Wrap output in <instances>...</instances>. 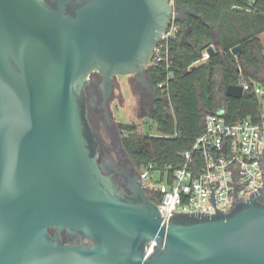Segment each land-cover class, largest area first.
<instances>
[{
	"label": "water",
	"instance_id": "obj_1",
	"mask_svg": "<svg viewBox=\"0 0 264 264\" xmlns=\"http://www.w3.org/2000/svg\"><path fill=\"white\" fill-rule=\"evenodd\" d=\"M190 16L205 22L170 0H0V264H264V154L255 195L222 210L210 183L216 213L168 218L131 159L100 154L98 129L121 137L113 80L154 102L152 54Z\"/></svg>",
	"mask_w": 264,
	"mask_h": 264
},
{
	"label": "trees",
	"instance_id": "obj_2",
	"mask_svg": "<svg viewBox=\"0 0 264 264\" xmlns=\"http://www.w3.org/2000/svg\"><path fill=\"white\" fill-rule=\"evenodd\" d=\"M201 15L190 16L181 24L177 38L169 41L173 55L171 68L150 65L149 76L154 88V102L149 118L155 132L140 131L137 124H118L122 145L136 169L152 164L162 170L177 168L195 139L205 131L206 114L222 103L229 121L247 117L256 119L261 112L260 97L246 93L241 98L228 97L226 87L242 74L252 85H264V0H176ZM242 45L237 57L232 49ZM214 52L203 59L205 51ZM194 66V67H193ZM172 75L167 91L159 84ZM151 199L161 201L159 194Z\"/></svg>",
	"mask_w": 264,
	"mask_h": 264
},
{
	"label": "built area",
	"instance_id": "obj_3",
	"mask_svg": "<svg viewBox=\"0 0 264 264\" xmlns=\"http://www.w3.org/2000/svg\"><path fill=\"white\" fill-rule=\"evenodd\" d=\"M170 3L174 8L178 7L176 0H170ZM180 31L181 24L173 20L152 54L151 65L172 67L169 41L177 38ZM205 54L204 60L210 56L208 51ZM172 77L169 75L159 84L164 93ZM234 84L243 88V96L252 93L264 97V85H252L242 74ZM204 124L205 131L184 153L177 168L159 170L150 164L139 170L147 193L159 194L161 201L158 205L164 218L174 213L213 214L216 208L230 211L238 199L255 195L256 189L263 186L260 167L261 154H264L263 108L256 119L247 117L229 121L227 108L222 103L215 111L206 114ZM210 183L216 196V208L210 197Z\"/></svg>",
	"mask_w": 264,
	"mask_h": 264
},
{
	"label": "rangeland",
	"instance_id": "obj_4",
	"mask_svg": "<svg viewBox=\"0 0 264 264\" xmlns=\"http://www.w3.org/2000/svg\"><path fill=\"white\" fill-rule=\"evenodd\" d=\"M261 37L264 43V34ZM204 55L206 54L204 53ZM118 76L120 77H116V80H114L115 97L110 103V108L115 123L119 124L122 122L128 124H137L140 131L155 132V124L148 116L150 109L146 107L147 104L144 106L141 103V98H138L133 78L134 74L130 75L128 78L125 77L126 75ZM123 79L127 80L125 84H123ZM260 100L264 111V97H260ZM99 131L106 141H110L109 133L105 128H100ZM157 175H159V173H157Z\"/></svg>",
	"mask_w": 264,
	"mask_h": 264
},
{
	"label": "flooded vegetation",
	"instance_id": "obj_5",
	"mask_svg": "<svg viewBox=\"0 0 264 264\" xmlns=\"http://www.w3.org/2000/svg\"><path fill=\"white\" fill-rule=\"evenodd\" d=\"M130 75H126L125 77L128 78ZM120 77V76H117ZM100 78L97 77V81ZM116 80V78L114 79ZM114 80H113V94H112V99L115 97V91H114ZM127 80L123 79V84H125ZM134 82L137 85V88L140 91V97H141V103L146 106H152V101L151 99H149L147 96L143 97L141 95V89L140 86L136 83L135 81V75H134ZM153 87V85H152ZM153 96H154V88H153ZM112 101V100H111ZM146 106V107H147ZM91 118V122L92 124L98 129V123L97 122H103V116L101 115H97V114H93L90 115ZM99 131V129H98ZM110 135H111V142H107L103 137H102V146L100 149V154L102 158H108V157H112L114 158L119 165H121L122 167H127L128 164L130 163V158L129 156L126 154V152L123 150V145H122V141H121V137L120 135H118L117 132H115L114 130H110Z\"/></svg>",
	"mask_w": 264,
	"mask_h": 264
}]
</instances>
